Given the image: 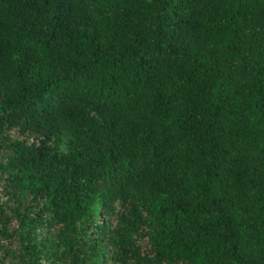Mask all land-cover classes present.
I'll return each instance as SVG.
<instances>
[{
  "label": "trees",
  "instance_id": "1",
  "mask_svg": "<svg viewBox=\"0 0 264 264\" xmlns=\"http://www.w3.org/2000/svg\"><path fill=\"white\" fill-rule=\"evenodd\" d=\"M0 264H264V0H0Z\"/></svg>",
  "mask_w": 264,
  "mask_h": 264
}]
</instances>
